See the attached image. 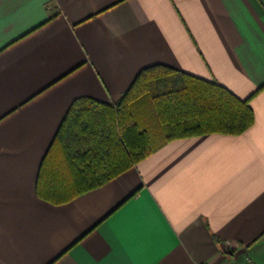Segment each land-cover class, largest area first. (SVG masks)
<instances>
[{"label": "crops", "instance_id": "0c3cea01", "mask_svg": "<svg viewBox=\"0 0 264 264\" xmlns=\"http://www.w3.org/2000/svg\"><path fill=\"white\" fill-rule=\"evenodd\" d=\"M154 64L249 98L253 124L39 198L69 103L116 101ZM0 264H264V0H0Z\"/></svg>", "mask_w": 264, "mask_h": 264}, {"label": "trees", "instance_id": "16d2710c", "mask_svg": "<svg viewBox=\"0 0 264 264\" xmlns=\"http://www.w3.org/2000/svg\"><path fill=\"white\" fill-rule=\"evenodd\" d=\"M69 104L35 183L53 204L100 187L173 139L237 135L254 121L249 98L164 64L142 68L116 101L79 96Z\"/></svg>", "mask_w": 264, "mask_h": 264}]
</instances>
